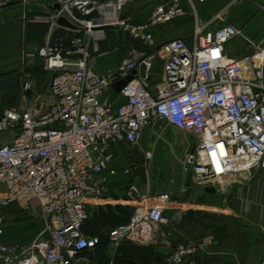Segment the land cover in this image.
I'll list each match as a JSON object with an SVG mask.
<instances>
[{
    "label": "built area",
    "instance_id": "2783aa9c",
    "mask_svg": "<svg viewBox=\"0 0 264 264\" xmlns=\"http://www.w3.org/2000/svg\"><path fill=\"white\" fill-rule=\"evenodd\" d=\"M31 1L0 0V9L13 2L25 8ZM133 1L57 0L58 12L32 18L48 25V38L27 56L40 57L52 76L46 100H27L30 85L24 83V105L0 108V132H12L10 141L0 144V264H79L78 255L97 244L82 231L89 200L105 196L109 179L132 174L133 165L114 164L124 152L139 148L149 162L167 128L185 137L179 159L183 193L190 184L203 192L211 187L214 194L234 189L245 209L252 205L251 174L264 173L262 42L246 39L229 23L213 28L215 20L223 21L221 15L199 20L194 7L206 0L157 4L142 23L122 15ZM59 16L79 29L59 26ZM188 17L190 44L164 32ZM108 26L122 31L131 44L114 71L100 74L88 63L104 52ZM56 29L72 32L66 46L50 43ZM237 36L249 51L230 56L225 46ZM129 75L131 80L115 93L112 84ZM127 187L130 219L108 230V238L114 244L150 243L168 224L171 196ZM13 205L27 215L32 206L38 209L41 229L26 244L4 241L5 212ZM215 244L213 236L178 243L164 264H193L197 254Z\"/></svg>",
    "mask_w": 264,
    "mask_h": 264
},
{
    "label": "crops",
    "instance_id": "0c3cea01",
    "mask_svg": "<svg viewBox=\"0 0 264 264\" xmlns=\"http://www.w3.org/2000/svg\"><path fill=\"white\" fill-rule=\"evenodd\" d=\"M37 1L38 0H32L28 4L29 6H35L36 10H28V5L23 8L17 2H13L7 7L0 9V108L9 105H24L23 99L21 98V87L24 83L30 85L29 90L26 92L28 97L27 100H46L48 98V87L52 74L44 69L43 61L40 57L27 56V54L33 53L37 47L35 44H30L25 41V24L27 21L31 20L29 18L39 15H48L52 12L48 4L42 5L37 3ZM54 1L57 2V0ZM168 1L169 0H134L133 3L123 8L122 15L130 17L135 23H142L150 15L154 6ZM245 2L256 4L257 0H206L204 4H196L194 9L199 20L203 22L213 20L216 15H221L223 21L215 20L212 24L213 28H217L227 23L224 18V14H226L227 10L234 6H242ZM263 24L264 20L261 25ZM191 25V18L188 17L168 27L164 32L176 37H182L190 44ZM106 30L114 31V33L119 31L117 29ZM47 38L48 36L46 34L43 43ZM255 40V43L262 42L261 46L264 47V34L261 37H257ZM246 47L247 46L244 44L239 49H234L233 47H228L226 44L225 50L230 56H238L249 51ZM119 48L120 46L109 47L110 50L105 48L104 52L98 55L106 56L108 53H115ZM126 54L125 52L123 54L119 52L118 56L122 55L119 59ZM88 65L91 70L95 68L96 65L93 58L89 61ZM97 73L102 74V72ZM122 160H126V163L122 164ZM114 164L118 166L133 165L132 174L127 177L119 176L109 179L106 184L107 193L105 196L98 201L89 200V215L92 214L97 207H104L106 205L132 206V202L127 200L126 195L127 186L129 185L136 188L138 187L143 193L148 192L151 194L152 189L150 185L147 184V171L145 166L140 165L137 167V151L131 153L124 152ZM231 196L236 203V210L229 208V211L226 213H229L231 217L228 220L233 225V234L231 241L228 244L222 245V251H220V253L225 255V261H235L236 264H260V262L264 260V226L258 222V219L250 218L252 205L245 209V206L236 200L235 193ZM177 199L178 197L171 198L170 205L167 209L168 211L174 212L173 218L170 220L176 222L185 212L190 211L186 210L183 212L184 204L186 203H184L182 195L181 200ZM18 210L19 209L14 205L6 210L5 215L7 223L12 221L13 214ZM19 211L23 212L22 210ZM23 213L27 215V213ZM260 213L258 217L262 220V218L264 219V212L262 209ZM235 224L236 226H234ZM236 232L237 235L235 234ZM111 245L113 247H111ZM136 246L144 253L156 255L158 253H167L169 243L166 241V236L163 233L161 237H155L150 243H141ZM117 247L118 244L112 242L108 245V254L111 260L114 257ZM212 247L209 251H211ZM217 254H219V252ZM137 263L142 264L139 260ZM109 264L113 263L110 262Z\"/></svg>",
    "mask_w": 264,
    "mask_h": 264
},
{
    "label": "rangeland",
    "instance_id": "374dc122",
    "mask_svg": "<svg viewBox=\"0 0 264 264\" xmlns=\"http://www.w3.org/2000/svg\"><path fill=\"white\" fill-rule=\"evenodd\" d=\"M37 3L45 5H51L55 3L54 0H38ZM36 3V4H37ZM260 6V8H259ZM28 10H34L35 6L28 5ZM36 10V9H35ZM17 11V10H16ZM40 16V15H39ZM224 18L227 23L231 24L235 28H238L242 31V35L252 41L256 42L257 37H261L264 34V24L261 25L264 20V0H257L256 4L243 3L242 6H234L226 11L224 14ZM256 37V38H255ZM163 39L160 36H157L156 42L159 43ZM246 40L242 36H237L233 38L230 42H228L227 46L234 49H239L244 44L246 45ZM109 49V47H105ZM123 51V52H122ZM127 48H119L115 53H108L106 56L96 55L93 60L95 63V68L93 69L95 72L106 73L108 70H115L118 59V53L122 54L127 53ZM158 65L155 69H158ZM108 95H113V92L108 91ZM12 137L11 131L0 132V144L7 143L10 141ZM165 141H169L166 143L165 141H160L157 143L153 158L149 162H145L142 158V153L139 148H137V167L140 165H144L147 173V184L150 185L152 189L151 194H158L161 192L170 194L171 198H177V200H181V195L183 196L184 203V211L190 210L192 212H201L206 213L207 217L204 216V220L210 221L212 217L218 218H226L225 222L229 223L230 215L226 213L230 209L236 210V203L231 195H233V190L227 189L223 194L216 193L214 195H208L203 192V190L197 186L190 184L187 186V192L183 193L181 190L184 186V176L180 172V164L179 159H181L184 152V135L173 128H167L165 134ZM187 139L190 138L187 136ZM144 147L147 148V142L144 144ZM122 164L126 163V160L121 161ZM252 177L249 181L250 192H249V200L252 202L250 218L256 220L264 226V219L258 217L260 215V210L262 209L264 212V173L260 174H251ZM137 189L141 192L142 190L137 187ZM231 199V200H229ZM31 215H26L21 211H17L13 214V218L11 222L6 224V229L13 233L14 235L9 236L6 233L4 241L9 243H20L26 244L30 242L40 231L41 223L39 220V212L36 206H32ZM222 211V212H218ZM173 211H166L165 217L168 220L173 218ZM181 215L180 213H177ZM264 215V213H263ZM225 216V217H224ZM167 225H162L157 229L156 237H161L163 232V228H166ZM201 233V236L197 237V233L193 232L196 237H189L188 240L202 239L207 236H213L207 230L204 232L197 230ZM165 234V233H164ZM187 240V239H186ZM180 243V242H179ZM216 245V244H215ZM214 245V246H215ZM111 247H113L111 245ZM210 250V249H209ZM87 260H80L79 263L86 262Z\"/></svg>",
    "mask_w": 264,
    "mask_h": 264
},
{
    "label": "trees",
    "instance_id": "16d2710c",
    "mask_svg": "<svg viewBox=\"0 0 264 264\" xmlns=\"http://www.w3.org/2000/svg\"><path fill=\"white\" fill-rule=\"evenodd\" d=\"M90 1L101 4L115 0ZM75 15L80 17V14L77 12H75ZM29 19L31 20L27 21L25 24V41L30 44H35L38 48L43 44L48 31V25L43 22L32 21V17ZM105 34L106 42L103 44L105 47L111 48L120 46V48H127L129 44H131L127 35L123 34L120 30L116 33L111 30H106ZM71 36L72 33L70 31L56 29L52 32L50 43L52 45L62 44L66 46L68 38ZM131 213L132 209L129 206L106 205L94 209L92 214H90L88 219L84 222L82 231L86 236L96 237L97 244L92 250H85L78 255V259L87 260L81 264H109L110 262L113 264H138V260L142 264H164L165 256L171 250L172 246L179 242H187L189 237H196L193 232L197 233V237L201 236V233L197 230L202 232L207 230L212 233L216 240V246H213L208 253L197 254L193 258V264H236L235 261H225V255L220 253V251H222V245L228 244L231 241L233 225L230 222H225L226 218H221L220 216L218 218L212 217L210 221L204 220L203 217L207 215L206 213L192 211L185 212L177 222L169 220L167 227L163 228L166 241L169 243L167 253L150 255L149 253L141 251V249L133 243L123 241L118 244L114 257L111 260L108 254V245L111 243L107 234L108 230L127 223ZM234 226H236V224ZM6 233H8L9 236L14 235L10 232V229H6ZM235 234L237 235V232ZM195 240L199 239L195 238ZM218 252L219 254H217Z\"/></svg>",
    "mask_w": 264,
    "mask_h": 264
},
{
    "label": "water",
    "instance_id": "95a60500",
    "mask_svg": "<svg viewBox=\"0 0 264 264\" xmlns=\"http://www.w3.org/2000/svg\"><path fill=\"white\" fill-rule=\"evenodd\" d=\"M49 7H50L51 11L54 12V13L58 12L59 9H60V5L57 2L49 5ZM56 22H57V24L59 26L64 27V28H67V29H70V30H77V29H79L78 26L73 25L71 22H69L63 16H59L57 18ZM107 28H111V27L108 26L105 29H107ZM132 74H134V72ZM139 75H140V77H143L144 76V66L143 65H141L139 67ZM131 77L132 76L129 75L125 79L119 80V81L115 82L114 84H112L113 91L115 93H119L120 90L126 85V83L131 80ZM204 192L207 193V194H211L212 195V194H214L215 191H214L213 188L207 187V188L204 189ZM135 245H140V243H135Z\"/></svg>",
    "mask_w": 264,
    "mask_h": 264
}]
</instances>
